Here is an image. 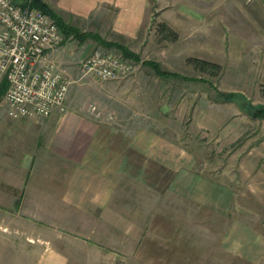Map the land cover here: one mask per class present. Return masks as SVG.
Returning a JSON list of instances; mask_svg holds the SVG:
<instances>
[{"label":"rangeland","instance_id":"1","mask_svg":"<svg viewBox=\"0 0 264 264\" xmlns=\"http://www.w3.org/2000/svg\"><path fill=\"white\" fill-rule=\"evenodd\" d=\"M210 12L193 22L153 19L147 35L131 43L135 50L112 39L139 61L117 47L92 38L81 42L63 31L58 47L66 46L63 51L73 56L70 108L124 132L126 139L146 130L156 133L193 158L179 165V204L168 215L173 223H155L165 213L151 210L155 197L148 188V205L138 204L144 197L131 182L136 193L131 212L116 211V223H86L91 229L78 231H87L88 238L68 244L70 264H264V11L255 0H219ZM160 23L169 30H160ZM87 42L94 45L92 52L123 56L135 71L118 80L85 75L81 62L92 53ZM52 57L62 65V59ZM190 57L222 68L216 74L202 71ZM144 61H156L180 77H161ZM215 87L237 95L219 101ZM92 106L100 116L90 111ZM236 218L243 223H233Z\"/></svg>","mask_w":264,"mask_h":264},{"label":"crops","instance_id":"2","mask_svg":"<svg viewBox=\"0 0 264 264\" xmlns=\"http://www.w3.org/2000/svg\"><path fill=\"white\" fill-rule=\"evenodd\" d=\"M40 1L65 23L83 26L82 32L124 40L135 50L131 43L147 35L153 19L193 22L210 16L212 3L219 0ZM255 1L264 11V0ZM87 44L92 52L94 45ZM63 47L51 55L62 59L70 74L73 56ZM4 87L8 83L0 75V264H70L68 244L88 238L87 231H78L91 229L86 223H116V211L131 212L136 194L131 182L144 197L138 204L148 205V188L155 197L151 210L165 213L155 223H173L168 215L179 204V165L181 159L193 160L176 143L147 130L126 139L124 132L69 103L66 113L55 111L48 118H14L3 104Z\"/></svg>","mask_w":264,"mask_h":264},{"label":"built area","instance_id":"3","mask_svg":"<svg viewBox=\"0 0 264 264\" xmlns=\"http://www.w3.org/2000/svg\"><path fill=\"white\" fill-rule=\"evenodd\" d=\"M31 2L0 0V75L8 81L3 104L11 117L44 119L55 111H68L72 79L51 55L63 43V30ZM81 68L85 75L118 80L136 67L123 56L97 49L81 62ZM90 111L100 116L96 106Z\"/></svg>","mask_w":264,"mask_h":264},{"label":"trees","instance_id":"4","mask_svg":"<svg viewBox=\"0 0 264 264\" xmlns=\"http://www.w3.org/2000/svg\"><path fill=\"white\" fill-rule=\"evenodd\" d=\"M16 3H18V1ZM18 4H22V5L27 4V0L19 2ZM31 4L33 6L40 8L45 13L49 14L58 23V25L64 31L66 36H70L71 34H74L75 36L78 37V39L81 42H84L88 38H92L104 46L119 48L123 52V55L127 58L134 59L135 61L140 60L139 56L136 53H134L133 51H131L130 49H128L126 46H124L123 44H121L119 42L108 41V40L104 39L97 32H82L79 29L66 24L57 13H55L53 10H51L47 5L43 4L40 0H32ZM162 29L167 30L168 26L165 23H160V30H162ZM188 60L190 63H195V65L197 67H199L202 71H208L210 73L216 74L222 68L220 64L206 60V59L190 57ZM144 64L150 65L154 69V71L158 75H160L161 77H180L179 73H175V72L172 73V72L163 70L160 67V64H158V62H156V61H144ZM183 78L186 80H195V77L194 78L193 77H183ZM196 79L201 80V81H207V79H204L201 77L196 78ZM6 82L8 83L7 79L5 78L4 81H2V83H6ZM215 90L218 94L217 100H219V101H221V100H233V99H235V96L237 95L234 92L227 93V92L221 91L217 87H215Z\"/></svg>","mask_w":264,"mask_h":264}]
</instances>
